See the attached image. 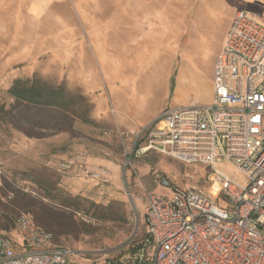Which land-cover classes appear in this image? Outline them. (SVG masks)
<instances>
[{"label": "rangeland", "instance_id": "rangeland-1", "mask_svg": "<svg viewBox=\"0 0 264 264\" xmlns=\"http://www.w3.org/2000/svg\"><path fill=\"white\" fill-rule=\"evenodd\" d=\"M239 9L264 24V0H0V230L20 241L16 218L30 212L87 264L126 262L146 195H169L155 173L205 192L209 166L137 152L136 135L167 107L212 100V63ZM33 77L63 88L68 119L11 110L7 89Z\"/></svg>", "mask_w": 264, "mask_h": 264}, {"label": "built area", "instance_id": "built-area-1", "mask_svg": "<svg viewBox=\"0 0 264 264\" xmlns=\"http://www.w3.org/2000/svg\"><path fill=\"white\" fill-rule=\"evenodd\" d=\"M212 79L210 102L167 107L136 135L146 142L137 152L154 149L209 166L207 190L155 173L153 182L169 195H146L135 251L126 262L89 264H264V24L245 9L226 31ZM222 161L242 182L217 168ZM4 171L0 158V190ZM16 219L20 241L0 230V264H87L73 248L55 244L30 212Z\"/></svg>", "mask_w": 264, "mask_h": 264}, {"label": "trees", "instance_id": "trees-1", "mask_svg": "<svg viewBox=\"0 0 264 264\" xmlns=\"http://www.w3.org/2000/svg\"><path fill=\"white\" fill-rule=\"evenodd\" d=\"M7 94L13 99L11 110L21 106H34L45 110H59L68 119L70 103L65 100L62 87H51L37 77L30 81L16 79L7 89Z\"/></svg>", "mask_w": 264, "mask_h": 264}, {"label": "crops", "instance_id": "crops-1", "mask_svg": "<svg viewBox=\"0 0 264 264\" xmlns=\"http://www.w3.org/2000/svg\"><path fill=\"white\" fill-rule=\"evenodd\" d=\"M213 61H214V60H213ZM212 64H213V63H212ZM191 103H194V102H191ZM191 103H188V104H191ZM158 114H159V113H158ZM158 114H157V115H158ZM155 116H156V115H155ZM155 116H154V117H155ZM154 117H152V118H154ZM151 120H152V119L147 120V121L143 124L144 127H145L146 124H148Z\"/></svg>", "mask_w": 264, "mask_h": 264}]
</instances>
